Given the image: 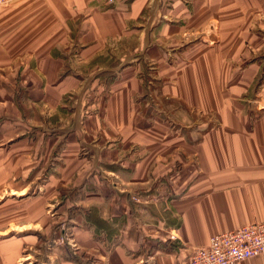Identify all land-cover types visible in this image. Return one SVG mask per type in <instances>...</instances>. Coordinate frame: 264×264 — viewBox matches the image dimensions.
I'll return each mask as SVG.
<instances>
[{"label": "crops", "instance_id": "crops-1", "mask_svg": "<svg viewBox=\"0 0 264 264\" xmlns=\"http://www.w3.org/2000/svg\"><path fill=\"white\" fill-rule=\"evenodd\" d=\"M158 99L179 103L169 120ZM194 112L211 116L200 137ZM255 222L264 0L0 9V264H189L213 235Z\"/></svg>", "mask_w": 264, "mask_h": 264}, {"label": "built area", "instance_id": "built-area-1", "mask_svg": "<svg viewBox=\"0 0 264 264\" xmlns=\"http://www.w3.org/2000/svg\"><path fill=\"white\" fill-rule=\"evenodd\" d=\"M11 2L0 0V9ZM170 239L178 238L171 234ZM260 255H264V222H255L213 235L209 244L193 249L189 264H236Z\"/></svg>", "mask_w": 264, "mask_h": 264}, {"label": "rangeland", "instance_id": "rangeland-1", "mask_svg": "<svg viewBox=\"0 0 264 264\" xmlns=\"http://www.w3.org/2000/svg\"><path fill=\"white\" fill-rule=\"evenodd\" d=\"M11 4V3H10ZM9 4V5H10ZM4 8V7H3ZM247 53H249V51H247ZM146 70L144 69V73L142 74L143 75V78L144 77H148V76H151L150 75V70H149V68H148V71H146ZM152 86V89L154 90V88L156 89L157 88V85L156 84H153V85H151ZM152 99H153V96L152 97H149L148 99H146L147 101H149V102H151L150 103V105H145V99H144V105H145V114H149V113H151V114H153V113H155V111H154V107H155V103L154 102H152ZM156 101V100H155ZM158 101H160L161 103H162V105H161V107L163 108V112H162V117L163 118H166V119H170V115H172V113L173 112H171L172 111V109L173 108H175V109H177L176 107H178V105H179V103L177 102V101H175V100H164V99H158L157 100V103H158ZM194 115H195V117H196V119H198L200 122L201 121H206V123H205V125H204V127H200L199 126V128H198V126H195V129H199L198 130V132H197V134H196V136L197 137H200V135H201V133H202V131H203V128H206L207 126H208V124H209V122H208V119H211V116H209L208 114H201V113H199V112H194ZM176 128H179L177 125H176ZM182 130L184 131V133L186 132V130H187V128H182ZM5 194H8V191H6L5 192ZM149 197H151V198H156V199H161V196H157V195H151V196H149ZM148 198V197H147ZM133 200H136V198L135 199H133ZM155 200V199H154ZM137 201V200H136ZM54 205L53 204H50L49 206H47V210H46V212H47V214L53 219V218H57L58 217V212H57V208L56 207H53ZM93 210H96L95 208H93ZM99 226L100 227H102V228H105L106 226L104 225V224H102V223H100L99 224ZM40 264H43V263H40Z\"/></svg>", "mask_w": 264, "mask_h": 264}, {"label": "trees", "instance_id": "trees-1", "mask_svg": "<svg viewBox=\"0 0 264 264\" xmlns=\"http://www.w3.org/2000/svg\"><path fill=\"white\" fill-rule=\"evenodd\" d=\"M102 77H105V80H106V82L108 83V81L110 82V80L113 78L114 79V77H115V74L114 73H112V72H106L105 74H102V76L100 77V78H102ZM103 224V223H102ZM167 243H163L162 245H166Z\"/></svg>", "mask_w": 264, "mask_h": 264}]
</instances>
